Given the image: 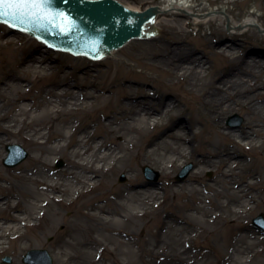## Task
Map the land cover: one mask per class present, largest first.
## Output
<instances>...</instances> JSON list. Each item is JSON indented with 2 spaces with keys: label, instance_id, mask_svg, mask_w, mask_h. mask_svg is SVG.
I'll return each instance as SVG.
<instances>
[{
  "label": "bare ground",
  "instance_id": "bare-ground-1",
  "mask_svg": "<svg viewBox=\"0 0 264 264\" xmlns=\"http://www.w3.org/2000/svg\"><path fill=\"white\" fill-rule=\"evenodd\" d=\"M116 1L140 14L161 7L152 5L143 9L144 5L150 4L146 0ZM239 1L208 0V3L224 7ZM263 1L260 0V6H263ZM206 9L207 4H199V0L170 4L165 6L168 14L152 15L150 21H143L142 30L149 36H154L153 30L157 28L167 32L173 27L170 21H176L182 31L180 33L190 32L194 26L211 25L214 31L207 41L213 56L219 55L228 67H238L232 77L222 78L225 89L216 83L219 80L204 84L191 79L193 75L201 77L207 67L204 60L194 57L195 51L186 41L165 45L164 50L152 56L157 62L168 61L165 70L183 80L190 93L199 88H211L204 104L220 125H224L223 116L226 114L245 111L248 131L228 128L221 131L219 137L238 142V149L244 146L261 151L262 155L250 165L246 179L242 182L235 179L236 171H241L238 166L243 157L236 152L215 148L206 161L212 164L215 159L222 161L223 158L228 163L219 182H203L200 170L181 185L179 181L171 180L167 192L161 183L153 180L132 189L117 186L114 179L120 171L129 172L131 183L141 175L145 177L137 168L130 166V160L135 157L140 158V162L154 157L160 171L170 179L183 161L185 163V157L191 152L182 151L167 140L142 143L151 139L152 133L164 124L175 106L165 105L160 113L151 105L142 108L136 105L129 112L119 114L120 122L112 130L108 128L109 123L100 124L104 132L130 135L129 140L120 146L110 147L95 128L89 131L83 125L81 114L101 111L109 106L122 108L120 100L113 101L112 96L99 95L96 99V102L99 100L98 105L95 102L84 103L78 97L79 91L74 92V88L61 84L59 88L46 90L48 100L33 103L22 92L24 83L32 74L38 79L42 69H48V62L37 55L30 56L19 68L21 75L9 78L5 83L6 88L14 85V90L21 97L14 120L9 121L0 112V160L4 155L2 145H15L12 139L23 130L27 134V143L34 147V158L43 166L37 170L27 167L18 171L0 164V256L11 254L14 264H26L22 261L24 253L35 247L41 249L34 250H43L46 239L56 235L59 227L64 226L56 253L57 264H214V257L218 260L216 264H264V236L242 232L234 237V231L244 229L253 212L264 210V199L258 203L250 193L261 185L264 175V91H259L261 84L243 77L245 73L254 72L258 78L264 75V58L250 56L248 59L238 50L236 38L222 43L219 50L214 48L215 35L223 30L215 15L203 13ZM223 22L228 23L232 35H244L254 26L264 33V24L255 9L247 11L241 22L229 17ZM156 39L165 38L159 36ZM133 40L117 50L128 47ZM11 41L5 44L10 45ZM114 52L94 62L107 61L114 57ZM29 88L25 89L31 91ZM130 90L133 89L121 87L119 91ZM184 128L183 135L186 136L187 129ZM258 139L263 142H256ZM59 159L57 166L64 165L63 160L66 159L65 167L59 171L52 170L50 162ZM172 199L177 204L171 207V211L164 212ZM233 221L237 223L236 227L228 225ZM199 238L215 240L217 245L214 250L204 252L190 244ZM7 241L9 246H5ZM8 264H12V260Z\"/></svg>",
  "mask_w": 264,
  "mask_h": 264
},
{
  "label": "rangeland",
  "instance_id": "rangeland-1",
  "mask_svg": "<svg viewBox=\"0 0 264 264\" xmlns=\"http://www.w3.org/2000/svg\"><path fill=\"white\" fill-rule=\"evenodd\" d=\"M125 1L129 2L128 0ZM146 1L150 4L147 6L144 5L143 9L152 5L165 7L174 3L180 4L186 0ZM202 3L207 4V9L203 11V13L215 15L218 20V25L221 26L223 30L215 35L214 42L212 43L214 48L219 50L222 43L230 42L233 40L232 38H236L235 42L237 43L238 50L247 55L248 59L250 56L264 58V33L260 31L258 27H252L244 35H232L230 34L228 23L223 22L226 17L227 19L228 17L234 18L235 21L241 22L246 18L247 11L255 9L261 22L264 24V1L263 6H260V0H241L238 3L233 2L224 7L214 4L209 5L208 0H199V4ZM170 25L173 27L168 28L170 30H167V32L157 28L153 30L154 36L133 40L128 47L115 51L114 57L99 63L87 57L79 56L78 58L70 53L49 50L43 45V42L22 32H13V34H6L2 37L3 30H9V26L0 23L1 114L6 115L9 121L16 118V108L20 106L19 100L21 94L14 90V85H12L11 88H6L5 83L8 82L9 78L20 76L21 73L19 72V68L23 66L24 61L28 60L30 56L37 55L44 60L46 59L48 62V69H42V74H39L38 79H35V74H32L27 78L28 82L24 83V87H30L29 89H31V91L24 88L22 92L27 95L33 103L39 104L43 100H48L49 96L45 95L46 90H54L59 88L61 84L69 85L74 88V92L79 91L80 95H78V97L82 98L81 101L84 103L88 102L92 104L95 102V105H98L99 100L96 102V99H99V95H104L106 97L112 96L113 101H117L116 99L120 100L123 104L122 108H113L109 106L101 111L84 112L81 114L83 125L87 127L89 131L95 128L97 133L106 139L107 145L110 147L120 146L126 140H129L130 135L122 136L112 131L104 132L103 128L99 127L100 124L109 123L110 125L108 128L112 130L120 122L119 114L129 112L136 105L139 108L151 105L158 109L160 113L163 112L165 105L172 104L175 106V109L171 110L166 116L164 124L152 133L151 139H145L142 143H156L159 139L167 140L169 143L179 146L182 151L186 150L191 152L185 157V163L183 161L182 166L174 173L173 178L170 179L165 173L160 171L159 166L155 164L154 157H149L146 162H140V158L135 157L130 160V166L132 168H137L146 178L141 175L137 180L138 182H132L138 184L133 185L130 180L129 172L120 171L116 174L114 179V183L117 186L132 189L136 186H142L148 180H153V182L157 184L161 183L162 187L167 192L171 180L179 181L178 184L181 185L193 176L194 172L200 170L202 171L201 180L203 182L209 181L211 184H213L212 182H219L223 178V171L228 163L227 161L224 162L223 158L222 161L215 159V162L212 164L206 161V158L210 153L215 151V148L227 152H236L243 157V161L238 166L241 171H236L235 179L238 182L244 181L251 170L250 165L255 162L256 158L262 155L261 151L247 149L244 146L238 149V142L221 140L219 134L221 131H227L228 128L243 129L245 132L248 131V116L245 111L236 110L226 114L223 116L224 125H220L219 120L213 117L209 107L204 104V98L211 88H199L195 93H190L187 91L186 84L183 80L179 79L176 74H172L165 70L166 66H168V61L157 62L155 61L156 58L153 56L154 53L161 51L165 45L173 46L177 42L186 41L191 50L195 51L194 57L204 60L207 67L206 72H203L201 77L198 78L193 75L191 79H198L199 83L204 84L219 80L216 83L224 89L226 87L222 84V78L228 79L227 77H232L238 71V67H228L226 61L219 55L213 56V52L209 48V42L207 41V37L211 36L214 31L210 24H205L200 28L194 26L190 32L185 31L183 33H180L182 31L179 25L176 24V21H170ZM159 36H164L165 39H156ZM8 40H12L10 45L5 44ZM151 48H154V50L149 51ZM171 69H174V67H171ZM217 73H219V75H217ZM243 77L250 82L261 84L262 87L259 88V91H264V75L258 78L257 74L254 72L253 74L245 73ZM51 85L53 86L49 88ZM121 87H131L133 90L129 92H120L119 90ZM235 116H238V119H235L231 124V119ZM183 128L187 129L186 136L183 135L185 133ZM26 136V132L22 130L16 134V138L12 139L13 144L21 145L29 154L24 162L14 167H9L4 163V161L8 159L10 153L8 151V146L2 145L4 155L0 160V164L4 168L22 171L27 167L31 170H37L39 166H43L34 158V147L27 143ZM182 136L185 139H182ZM256 142L262 143L263 140L258 139ZM59 161L60 159L50 162L53 165L50 168L58 171L64 168L66 159L63 160L64 165L61 167L57 166ZM189 165H192V170L187 178L178 180L180 173ZM146 167L158 172L159 176L152 173L149 175L145 173L144 170ZM256 171L261 174L260 170ZM123 175L126 177L125 181H121ZM20 187L23 188V185L20 184ZM250 193L258 199V203H260L259 201L261 199H264V175L261 185L257 187V189H252ZM169 204L170 207H165L164 209L166 213L171 211V207H174L177 202L172 199ZM67 214L69 215L70 213ZM260 215H264V210L253 212L249 216L247 225H245L244 229H234V237H237L238 234L242 232L260 233L261 236H264V230L254 223V220ZM228 225H230V227H236L237 223L233 221ZM64 230V226L59 227L56 235L46 239V246L43 248V250L49 253L53 260V264H57L56 253L61 238L60 235ZM137 232L140 233V231ZM190 244L197 249L202 248L205 252L208 249L214 250L217 242L215 240L199 238L193 239ZM9 245L10 243L7 241L5 246ZM34 249L41 248L35 247L28 249L24 253L22 261H24L29 251H33ZM5 258H10L12 264H14L11 254L1 255L0 263H2ZM213 259L214 264H216L218 261L217 258L214 257Z\"/></svg>",
  "mask_w": 264,
  "mask_h": 264
},
{
  "label": "water",
  "instance_id": "water-1",
  "mask_svg": "<svg viewBox=\"0 0 264 264\" xmlns=\"http://www.w3.org/2000/svg\"><path fill=\"white\" fill-rule=\"evenodd\" d=\"M49 7L51 11L63 13L70 18L72 21L71 33L65 35L50 25L33 27L29 31H23L21 30L22 26H17L12 27L15 29L13 31L31 34L55 50L69 51L75 55H85L92 59L108 56L109 52L119 49L133 38L150 37L145 30H142L143 21H150L152 15H163V12L168 14L165 7L151 8L150 11H144L143 14L132 12L116 0H52ZM13 31L10 27L9 30H3L2 37L6 34H13ZM8 149L10 157L5 161L7 166H16L29 156L28 152L19 145H11ZM191 170L192 165L185 167L179 179L184 180ZM145 171L148 175L154 173L148 167L145 168ZM125 180L126 177L123 175L121 181ZM255 223L264 229L263 215L257 218ZM4 262L3 264L10 263L11 259L6 258ZM25 262L28 264H53V260L46 250L30 251Z\"/></svg>",
  "mask_w": 264,
  "mask_h": 264
},
{
  "label": "snow or ice",
  "instance_id": "snow-or-ice-1",
  "mask_svg": "<svg viewBox=\"0 0 264 264\" xmlns=\"http://www.w3.org/2000/svg\"><path fill=\"white\" fill-rule=\"evenodd\" d=\"M51 3L52 0H0V23L11 27L22 26L23 31L50 25L65 35L71 33L70 18L63 13L51 11Z\"/></svg>",
  "mask_w": 264,
  "mask_h": 264
}]
</instances>
